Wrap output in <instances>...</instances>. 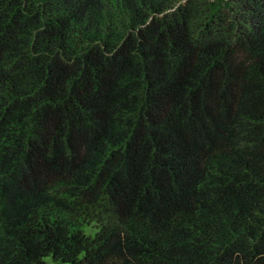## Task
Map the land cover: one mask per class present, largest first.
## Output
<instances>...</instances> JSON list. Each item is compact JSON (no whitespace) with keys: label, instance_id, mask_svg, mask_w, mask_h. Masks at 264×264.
<instances>
[{"label":"trees","instance_id":"1","mask_svg":"<svg viewBox=\"0 0 264 264\" xmlns=\"http://www.w3.org/2000/svg\"><path fill=\"white\" fill-rule=\"evenodd\" d=\"M46 257L264 264V0H0V264Z\"/></svg>","mask_w":264,"mask_h":264},{"label":"rangeland","instance_id":"2","mask_svg":"<svg viewBox=\"0 0 264 264\" xmlns=\"http://www.w3.org/2000/svg\"><path fill=\"white\" fill-rule=\"evenodd\" d=\"M89 229H90L89 226L88 227H85V230L86 231L89 230ZM45 260H46V264H52V262L50 261L49 257H46ZM65 264H68V263H65Z\"/></svg>","mask_w":264,"mask_h":264}]
</instances>
